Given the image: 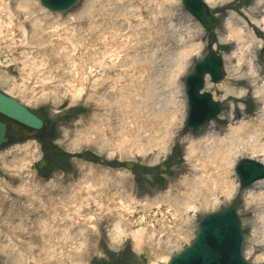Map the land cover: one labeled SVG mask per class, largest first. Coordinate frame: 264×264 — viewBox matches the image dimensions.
Returning <instances> with one entry per match:
<instances>
[{"label":"rangeland","instance_id":"obj_1","mask_svg":"<svg viewBox=\"0 0 264 264\" xmlns=\"http://www.w3.org/2000/svg\"><path fill=\"white\" fill-rule=\"evenodd\" d=\"M20 2H0V91L44 125L34 138L0 145V264H167L193 242L203 216L224 209L239 215L248 264H264V209L256 210L249 197L259 189L252 187L256 182L242 188L235 171L241 159L264 164L262 153L240 146L229 178L234 190L218 194L217 202L199 198L188 219L176 191L184 176L197 175L188 152L201 129L224 134L230 124L259 115L252 86L229 84L228 95L221 86L229 78L224 56L233 46L226 44L225 22L232 15L247 20L256 36L252 56L264 68V41L258 44L260 28L253 23L262 19L258 1L206 3L216 18L212 31L182 0H79L66 12L37 0L43 9L37 14L49 16L41 31ZM191 44L198 48L177 71L178 57ZM211 50L223 60L222 77L207 76L203 91L219 112L193 129L186 124L184 80ZM241 89L242 99L236 98ZM173 112L172 135L164 137ZM141 215L154 224L141 226ZM161 215H178L177 223L165 224ZM120 216L126 234L117 235ZM142 227L138 244L132 231Z\"/></svg>","mask_w":264,"mask_h":264},{"label":"bare ground","instance_id":"obj_2","mask_svg":"<svg viewBox=\"0 0 264 264\" xmlns=\"http://www.w3.org/2000/svg\"><path fill=\"white\" fill-rule=\"evenodd\" d=\"M5 0H0L3 3ZM256 11L259 12L262 9V19H253V23L258 26L260 32H264V0H257ZM206 3L212 4L214 0H205ZM19 7L25 10L26 14L35 15V23L37 27L44 30L43 22L45 17H49L48 14H43L40 17L37 13L43 11L37 4V0H21ZM75 19V18H73ZM66 21V20H65ZM60 20H56V25L53 26L52 32H56L59 27ZM225 27L227 28V38L226 44L233 46V50L229 55L224 56V60L227 65L228 81H223L221 86L225 89L228 95L233 90L230 88L229 84L240 82H246L248 85L254 88L255 97L258 99L260 104L259 115L252 120L241 121L238 126H233L230 124L229 129H227L224 134L219 132H208L204 128L201 129L203 134L198 140H192L189 146L188 157L192 161L193 168L197 172L196 177L189 178L184 176V178L178 183L177 195L181 199L183 206L185 208L183 212L189 218L191 212H196L198 209V204L202 202L208 203L213 199L215 202L219 200L218 194L228 195L234 190V184L229 180L232 172L235 159L239 155V150L242 148L247 149V145L252 148L254 153H262L264 156V142H261L264 138V68L257 67L253 55V50L256 46V36L253 30L248 28V22L246 19L240 18L238 16H230L226 22ZM56 30V31H54ZM257 30V31H258ZM259 37H262L258 34ZM263 39V40H262ZM259 39L258 44L263 45L264 38ZM128 46V42L126 43ZM101 48L104 49L105 45L101 44ZM198 48V45L191 44L190 46L183 49L181 55L178 57L176 66L177 71L182 69L187 58L192 52ZM104 50V54H105ZM235 62L234 65L228 66L230 63ZM223 65V64H222ZM231 65V64H230ZM233 77V78H230ZM174 77H171V80ZM243 90L238 91V96L236 98L242 99ZM22 104V103H21ZM177 109H175L176 111ZM176 113L173 112L169 115L167 121L164 123V137L172 135V126L176 123ZM229 120V119H228ZM231 122V120H229ZM232 123V122H231ZM213 128V127H208ZM164 141V140H163ZM162 141V142H163ZM245 142V143H244ZM164 146V143L162 144ZM166 146V143H165ZM264 163V159H262ZM174 184L171 185L173 189ZM259 189L258 192L249 191V197L252 202L256 203V210L264 209V178L257 181L252 185ZM171 189L168 190V196H170ZM183 189V190H182ZM182 190V191H181ZM181 191V192H180ZM201 198V201L199 200ZM167 209V208H166ZM166 211H171L167 209ZM164 210V212H166ZM178 219V215H174ZM153 216V218H155ZM171 215H161L164 219V223L170 225L172 222L177 223V219ZM170 218V220H168ZM123 216L116 221L114 225V230L117 235L126 234V230L123 226ZM130 224L133 220H129ZM179 221V220H178ZM123 222V223H122ZM139 222L142 225H147V223H153L146 217V215H141ZM154 224V223H153ZM260 231L264 242V216L260 217ZM125 225V224H124ZM257 229V227L255 226ZM171 230L174 228L170 227ZM255 229V230H256ZM135 236L137 243L139 244L143 238L144 228L136 229L132 231ZM264 258V257H262ZM168 262V261H167Z\"/></svg>","mask_w":264,"mask_h":264},{"label":"water","instance_id":"obj_3","mask_svg":"<svg viewBox=\"0 0 264 264\" xmlns=\"http://www.w3.org/2000/svg\"><path fill=\"white\" fill-rule=\"evenodd\" d=\"M53 11H66L78 0H40ZM186 9L203 25L212 31L216 22L214 15L203 0H182ZM264 38V32L257 31ZM222 61L214 52H210L199 61L185 80L188 98L187 124L198 128L207 124L219 112L218 104L211 93L201 92L205 74L209 73L213 80L221 78ZM0 113L34 129L41 128L42 120L32 113L17 99L0 92ZM7 126L0 121V145L7 142ZM42 161L39 167H43ZM133 165L128 164L131 168ZM236 172L243 187L264 178V165L251 160L242 159L236 166ZM243 236L240 219L236 211L224 209L207 214L199 223L196 240L178 255L172 257L168 264H247L242 256Z\"/></svg>","mask_w":264,"mask_h":264},{"label":"flooded vegetation","instance_id":"obj_4","mask_svg":"<svg viewBox=\"0 0 264 264\" xmlns=\"http://www.w3.org/2000/svg\"><path fill=\"white\" fill-rule=\"evenodd\" d=\"M0 121L7 125V132L6 135L8 137V143L15 142V141H23L29 137H36L37 133L35 130L25 125H22L3 114H0Z\"/></svg>","mask_w":264,"mask_h":264}]
</instances>
